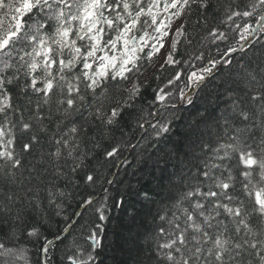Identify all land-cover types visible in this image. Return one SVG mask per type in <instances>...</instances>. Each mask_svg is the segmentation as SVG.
<instances>
[{
	"label": "snow or ice",
	"instance_id": "6c2138e0",
	"mask_svg": "<svg viewBox=\"0 0 264 264\" xmlns=\"http://www.w3.org/2000/svg\"><path fill=\"white\" fill-rule=\"evenodd\" d=\"M166 68L154 101L171 115L151 131L136 117L133 143L126 117ZM208 86L181 124L176 101ZM149 162L154 192L129 187L136 264H264V0H0V264H104L125 200L81 189ZM76 195L79 219L52 231Z\"/></svg>",
	"mask_w": 264,
	"mask_h": 264
},
{
	"label": "trees",
	"instance_id": "16d2710c",
	"mask_svg": "<svg viewBox=\"0 0 264 264\" xmlns=\"http://www.w3.org/2000/svg\"><path fill=\"white\" fill-rule=\"evenodd\" d=\"M239 2V0H235ZM195 16V13L193 14ZM199 28V25L196 26ZM201 36L204 35L203 32L200 33ZM205 45L206 55H215L216 46L208 41H203ZM200 45L197 44L196 47ZM223 46L221 45V50ZM189 52L193 51L189 47ZM180 52H184V46L180 48ZM182 58V57H181ZM194 63H197L194 61ZM228 66L225 65L223 70L218 69V75L223 76L227 73ZM151 72V69L149 70ZM173 74V69L166 68L164 72L160 73V79L157 80L155 77L149 80L148 87L143 91L142 97L137 104L134 112V116L131 118L126 117V121H130L131 128H126L125 130L129 132V136L132 142L135 143L140 139V132H133L136 127V117H142V122H146L147 131H151L147 128V122L156 123L158 120H163L171 115V110L166 111L162 106L154 101L155 90L157 87L165 88L169 77ZM182 86V85H181ZM175 87L173 86V91L175 92ZM167 91V88H165ZM186 91H188L186 89ZM213 94L211 86L205 87L203 90L198 89L194 94H192L195 105L190 107L186 103L180 105L181 103L177 100L176 103L179 107V115L184 119L180 121L181 124L189 119H195V113L198 109H203V107L208 103L209 95ZM142 110V111H141ZM152 115H149V113ZM159 113V116L156 115ZM129 159H132L134 154L128 152L125 153ZM103 158L101 157V160ZM95 166V161L92 162ZM153 165L149 162L146 166H137L136 168H121V167H109L103 169L104 176L109 179L116 181L114 184H103L97 185L96 189H89L81 191H91L93 193L94 199H100L101 195L109 197L108 203L113 205L114 200H125V204L121 207L119 204L113 205V211L110 213V223H108L105 229L102 231L101 236L103 243L106 246L101 259L104 264H136L137 251L142 245L143 241L140 239L139 234L142 233L143 228L141 227V220L144 216L145 208L141 203V200L134 194L129 195V187L132 189H144L150 193L154 192L156 187V182L152 175ZM158 175V173H157ZM104 189H107L105 192ZM80 202V196L76 195L75 200L70 199L65 204L64 216L68 218L67 221H63L60 217H53V228L55 231L57 227L63 228L66 222H73L76 214L79 212L80 208L77 205ZM135 216V218H133ZM31 252H35L39 249L40 245H36L33 248L30 244H25ZM63 245L61 244L56 251V256L60 257L62 254Z\"/></svg>",
	"mask_w": 264,
	"mask_h": 264
},
{
	"label": "water",
	"instance_id": "95a60500",
	"mask_svg": "<svg viewBox=\"0 0 264 264\" xmlns=\"http://www.w3.org/2000/svg\"><path fill=\"white\" fill-rule=\"evenodd\" d=\"M224 66H225V65H224ZM198 89H199V88L192 89V90H191V95L194 94ZM183 104H185V103H183ZM183 104H180V105H183ZM180 105H178V106H180ZM79 211H82V209H80ZM77 219H79V217L76 215V218L74 219V221L77 220Z\"/></svg>",
	"mask_w": 264,
	"mask_h": 264
},
{
	"label": "bare ground",
	"instance_id": "6f19581e",
	"mask_svg": "<svg viewBox=\"0 0 264 264\" xmlns=\"http://www.w3.org/2000/svg\"><path fill=\"white\" fill-rule=\"evenodd\" d=\"M76 218V217H75Z\"/></svg>",
	"mask_w": 264,
	"mask_h": 264
}]
</instances>
